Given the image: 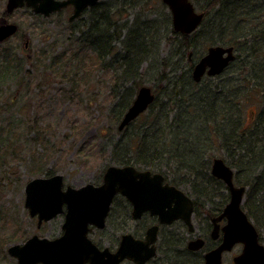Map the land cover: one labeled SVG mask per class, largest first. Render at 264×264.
I'll return each instance as SVG.
<instances>
[{"label": "rangeland", "instance_id": "374dc122", "mask_svg": "<svg viewBox=\"0 0 264 264\" xmlns=\"http://www.w3.org/2000/svg\"><path fill=\"white\" fill-rule=\"evenodd\" d=\"M7 1L0 0V18L6 12ZM146 1H149V8L157 13L146 10L144 1L135 11L150 15L152 18L157 17L158 13L165 12L161 7L162 0ZM192 1L199 12L204 11L209 2ZM255 10L254 13H258V10ZM72 12L63 11L49 17L34 13L28 7L17 9L10 14L7 12L6 18L19 26V32L0 42V264H17L16 258L8 253L11 245L22 244L34 234L56 238L62 233L63 215L45 222L41 227L37 225V218L30 216L25 206V187L31 179L59 173L64 176L66 185L74 187L88 183L99 185L103 182V175L108 166L120 165L113 160L115 141L123 135L126 138L134 136L144 130L150 122V115L145 117L149 114L146 111L131 125L123 130L118 129L123 116L118 122L113 110L120 99L117 92L123 88L122 81H118L119 73H116L114 64L111 67L103 65L96 67L93 64L91 60L93 53L82 46L80 30H72L69 25L68 19ZM86 17L87 14L76 20V26L82 25ZM256 20L264 22V15L261 13ZM247 32L251 31H229L225 37L228 40L231 33L235 36ZM208 46L199 44L194 49V55L201 57L206 53ZM170 51H173L170 43L162 41L160 56L167 57ZM236 53H241L239 47ZM185 60L187 61V58ZM185 60L181 64L182 68L187 65ZM172 62H175V58ZM164 67L163 64L162 66L156 64L148 68V65L144 64L139 69L138 77L142 85L155 90L162 103L168 98L164 95L167 93L165 92L167 81L162 75L176 74L170 72V67ZM239 80L238 73L229 70L219 78L205 77L194 87L187 82L186 86L190 88L186 89V92L188 96L191 94L195 101L208 97L207 102L214 103L220 92L219 87L225 90L224 97L228 84H235ZM178 81L182 82L181 78ZM126 85L132 87L133 84L128 82ZM170 92L174 94L176 90L170 89ZM245 92L239 97L246 100L247 97L243 96ZM255 93L256 96L251 97L244 108L245 120L250 122L264 112V95ZM187 100L183 99L182 104L186 106ZM192 115L194 118L191 117L195 119L198 114ZM118 130L122 134L118 133ZM188 147L189 145L185 146L187 150ZM205 151L209 165L215 157L225 159L219 142H215ZM162 170L169 171V178L176 181L189 178L184 170H179L176 166L170 168L164 166ZM202 171H199L201 180L192 177L194 185H199L197 189L204 188L205 192H209L210 185L219 187L209 182L203 184L202 181L205 179L202 178ZM234 171L237 172V169ZM250 174L246 175L244 172L238 177L241 182L237 185L246 187L244 202L249 197L247 192L250 191V186H254L255 189L256 184L259 183L257 187H260L264 183V161ZM254 176H260L258 183H253ZM181 183L188 192L196 191V187L192 189ZM218 189L221 196L217 201H228V189L225 187ZM127 211L125 200L122 197L117 198L107 227L104 230L92 231L90 237L98 245L116 248L121 235L127 232V229L134 228V222H124ZM251 219L256 225V221ZM262 223L264 226V221ZM207 224L206 222L204 225V231L200 226L196 227L195 235L205 233ZM262 226L258 228L264 243ZM240 249L241 245H238L232 253L224 255L226 261H230L232 255L238 253ZM190 258L197 260V256L195 258L190 255Z\"/></svg>", "mask_w": 264, "mask_h": 264}, {"label": "trees", "instance_id": "16d2710c", "mask_svg": "<svg viewBox=\"0 0 264 264\" xmlns=\"http://www.w3.org/2000/svg\"><path fill=\"white\" fill-rule=\"evenodd\" d=\"M143 1L146 10H150L151 13H157L154 9L149 8V1L145 2V0H102L96 6L87 9L83 13V15L87 14V17L83 19L84 22L79 27L76 26V21H69L72 30H80V41L84 49L93 53L91 56L93 64L96 67L102 65L111 67L114 64L116 73H119L118 81H122L123 88L117 92L120 99L113 110L118 122L132 104L135 99L134 96L142 86L138 77H140L139 69L144 64L148 65V68L156 64H159V66L163 64L164 68L170 67V72H175L176 74L174 76H171L170 73L162 75L163 79L167 81L165 92L168 93V97L173 95L170 89L181 90L184 93L175 101H166L167 103L165 104L160 101L159 96L156 94L155 100L147 110L149 114L145 116L150 115L148 126L132 137L121 136L113 144L114 163L116 162L120 165L133 164L140 169H157L156 171L159 170L164 173L166 178L175 185H181V182H183L186 185H192L193 188L196 187L199 192H205V189H197L199 185H194L192 179L194 176L197 180L200 179V170H203L202 178L205 179L202 181L203 183L209 182V184L213 183L221 188L225 187L222 181L210 174L211 165H209L205 155V149L210 148L215 142H219L220 148L225 154L224 160L230 167L237 169L234 177L235 183L241 182L238 177H241L242 173L244 174L242 168L247 162L252 164L251 171H256L264 161V135L258 132L261 126L264 128V112L252 122L245 120L244 116V108L250 102L251 97L256 96L255 92L264 95V53L262 55L256 54L253 57L256 58V61H254L258 63V67L250 70H248L247 62L243 60V56L239 53L236 60L230 64L226 71L218 76L219 78L231 70L233 73H238L240 80L235 84H228L227 94L225 95L227 96V101L224 105H221L222 111L214 114L212 109L214 107L217 108L216 102H207L208 97H202V99H196L195 101L190 96L191 94L187 95L186 89L190 87H187L186 83L193 84V87L198 84L192 77V70L196 60L200 58L198 55H194L196 47H187L192 42L199 41V44H203L204 47L223 43L224 45H234L237 49L242 43L249 42L243 40L247 38V35L245 33L233 36L231 33V38L229 37L227 40L225 36L229 31L259 30V26L252 24L251 20L248 23H240V25L231 20L226 21L227 12L223 10L225 0H209L205 7V17L200 27L193 33L183 34L173 29L171 13L169 9L167 10L168 7L164 3H161V7L165 12L158 13L155 18L136 12L135 9L139 8L140 3ZM243 7L247 17L251 19L250 13L254 11V3L250 5L244 4ZM3 17H8L7 12L3 14ZM216 19H219L218 23ZM261 23L264 25V22H260L258 25ZM260 32L264 37V31L261 30ZM162 41H167L170 43V48L173 47V51H170L167 57L160 56ZM177 44L180 47L186 44L184 51L179 50L180 56L176 54ZM202 52L200 55H202ZM170 57L172 58L169 60ZM176 57H179V59L171 63L172 59ZM185 58H187V61ZM184 60L187 65L182 68L181 64ZM259 68L263 75L262 83L254 78ZM180 78L182 82L178 81ZM128 82L133 84L132 87L126 85ZM219 89L218 95L220 94L223 97V91L225 90L220 87ZM245 90L247 91L245 92ZM244 92L243 96L247 97L246 100L239 97ZM183 99L187 100L186 106L182 104ZM192 102L194 103L192 104ZM228 107L231 109L229 110ZM204 109L210 110L212 115L216 117H205L202 114ZM160 112H164L167 115V123L163 128L157 127ZM193 113L198 115L195 117V122H190ZM181 116L194 127L206 129L207 137L211 135L210 139L201 144L193 140H191V144H185L186 141H182V139H185L182 135L184 133L183 129L186 127L182 125ZM173 122L175 123L173 124ZM118 133L122 134L119 130ZM188 145L187 150L185 146ZM164 166L167 168L176 166L179 170H184L189 178L181 179L180 181L169 178V171L162 170ZM200 167L201 169H199ZM246 170L251 172L247 168ZM260 176H254L253 183H258ZM258 184L255 185V189L254 186H250V191L247 192L249 197L245 199L244 209L249 217L256 221L257 228H260L264 221V217L262 218V215H264V183L260 187H257ZM219 207L220 209L222 208L221 206ZM201 209L202 207L197 203V210L201 211ZM204 211L205 206L202 209V212ZM208 212L211 213V209ZM260 218H262L261 222H259ZM260 237L262 240L261 232Z\"/></svg>", "mask_w": 264, "mask_h": 264}, {"label": "water", "instance_id": "95a60500", "mask_svg": "<svg viewBox=\"0 0 264 264\" xmlns=\"http://www.w3.org/2000/svg\"><path fill=\"white\" fill-rule=\"evenodd\" d=\"M101 0H8L7 12L12 13L24 6L35 13L49 17L72 4L73 13L69 20L79 18L86 8L96 6ZM172 16L176 32L189 34L201 25L205 13L198 12L191 0H162ZM19 30L16 23L7 20L0 23V42H4ZM236 58L234 46L211 45L193 69V79L200 82L205 75L222 74ZM155 100L150 86L143 85L125 112L119 129L123 130L144 113ZM212 174L222 179L229 188L230 200L221 217H227L224 226V242L207 255L206 264H221V253L241 242L243 253L236 257V264H264V244L260 242L259 231L243 209L245 186L234 182V170L221 157L213 159ZM162 173L149 169H138L134 165H110L106 168L103 182L88 183L80 187L67 185L64 176L54 174L31 179L25 187V206L31 217L38 218V227L58 215L65 213L63 234L56 238L34 234L22 244H13L8 253L17 259V264H120L125 258L136 264L145 262L155 254L157 227L148 230L146 240L124 234L116 251L99 247L90 237L91 226L100 229L106 226L114 198L120 194L133 205L134 218L146 211L159 216L161 222L171 223L176 219L186 221L193 229L194 203L190 197L169 183L164 184ZM203 245L199 238L190 247L198 249Z\"/></svg>", "mask_w": 264, "mask_h": 264}, {"label": "flooded vegetation", "instance_id": "af4514ba", "mask_svg": "<svg viewBox=\"0 0 264 264\" xmlns=\"http://www.w3.org/2000/svg\"><path fill=\"white\" fill-rule=\"evenodd\" d=\"M74 6L69 5L66 8H62L59 12L63 11H73ZM7 20V18H1L0 23ZM200 59V58H199ZM198 59V60H199ZM196 60V62L198 61ZM232 63V62H231ZM230 63V64H231ZM230 66V65H229ZM228 66V67H229ZM227 67V68H228ZM194 69V67H193ZM193 75V70H192ZM205 77H211L216 78L212 76H204L202 80ZM201 80V81H202ZM200 81V82H201ZM152 172H159V171H152ZM164 175V173H162ZM165 177L164 184L169 183L171 185L176 186L178 189H180L182 192H184L188 197H190L194 203V210H193V216H192V224L193 229L189 226V224L184 221L183 219H176L172 221L171 223L167 222H161L160 218L156 214H151L150 211H146L142 214L139 218H134L133 215V205L130 202V200L120 194H118L114 198V202L112 203L110 213L107 217V221L110 218L111 211L113 208V205L117 198L122 197L125 200V203L127 205L128 211L125 213L124 222L130 223L131 221L134 222V228L129 230L127 229V232L123 233L120 237L119 243L116 248L111 249V251H116L117 248L120 245L121 238L124 234H132L136 239L140 240H146L148 235V230L152 228L153 226L157 227V234H156V241L152 243L151 245H154L155 248V254L148 258V260L145 262V264H206L207 262V255L211 252H213L215 249H217L223 242H224V226L228 222L227 217H221L222 212L224 211L225 206L230 200V191L226 183L219 178H215L222 181L225 185V188L229 191V200L228 201H217V198L214 197L216 193H220V187H214L210 185L209 187V194L212 197L205 205V211L202 212L197 210V200H196V191L193 190V192H188L183 185H175L172 183L169 179ZM235 177V173H234ZM193 189L192 185H188ZM195 193V194H194ZM221 196V193H220ZM221 206L222 208L220 209ZM211 209V213L208 211ZM64 216V222H65V213L61 214ZM63 222V224H64ZM208 223L207 230L205 233H201L198 235H195L196 233V227H201V229L204 231V225ZM62 224V227H63ZM107 227L106 226L102 229L91 226L90 233L94 230L100 231L104 230ZM64 230L62 228L63 234ZM204 235V236H203ZM203 239V245L198 248L194 249L190 247L191 242L195 241L196 239ZM98 245V244H97ZM241 245V249L238 253H235L232 255L230 261H226V254L232 253V251L235 249L236 246ZM102 245H99V247ZM244 244L241 242L235 243L231 249H225L221 253V264H236V257L241 255L243 253ZM190 255L195 257L196 259H191ZM127 263V264H136L134 260L125 258L120 264Z\"/></svg>", "mask_w": 264, "mask_h": 264}, {"label": "bare ground", "instance_id": "6f19581e", "mask_svg": "<svg viewBox=\"0 0 264 264\" xmlns=\"http://www.w3.org/2000/svg\"><path fill=\"white\" fill-rule=\"evenodd\" d=\"M251 3H254V7L255 6L257 7V8H254V10L257 9L258 10L257 11L258 13H254V11H253L251 13V15H250V18L251 19H249L247 17V15L245 14L246 11H245L243 5L244 4L245 5H250ZM224 5H225V7H223V10H224V12H227V14H226V21L227 20H231V21H233L235 23H238L240 25V23H246V22L248 23L251 20L252 24H255V25L259 26V30L250 29L249 31H251V32L246 33L247 38H244L243 39V40L249 41V42L242 43L239 46V49L241 51V55L243 56V60H245V62H247L248 70L257 68L258 67V63L255 62L256 61L255 60L256 58H253V57L256 54L262 55V53H264V37H263L262 33L260 32L261 30L263 31L264 25L262 23L260 25H258V23H260V22H258L256 19H257V17H259V15L261 13H264V0H225ZM216 20H217V23H218V19H216ZM254 38H256V39H254ZM185 45H182L180 47V45L177 44V48H178L177 49V52H176L177 55L180 56V51L179 50L184 51L186 49V46ZM198 45H199V41H194L191 44H189L187 48H190V47H198ZM178 59H179V57H176L175 58V60H178ZM254 78H256L260 82L263 80V75L261 73V69L260 68L256 71V74H255ZM166 94H164V95L166 97H168V93H166ZM183 94H184L183 91L177 90L176 92H174L173 95L169 96L167 99L164 98L165 99L164 100V104L167 103L165 101H175V99L181 97ZM226 101H227V96L221 97L220 94H219L218 97L215 100L217 108L214 107L212 109V112L214 114L220 113L222 111L221 110L222 108H220V107H221L222 104L224 105L226 103ZM228 108H229V110L231 109L230 107H228ZM202 114L205 117H207V118H209L210 116L212 118L215 117V116H212V113L208 109L202 110ZM180 120H181V122H183L182 125H184V127H186L185 129H183L184 133L182 135V136H184L183 138H185V139H182V141L183 140L186 141V142L184 141L185 144H191V140L195 141L198 144H201L202 142L207 141V139L208 140L210 139L211 135L207 137L206 129L194 127L190 123V122H195L196 118L195 119L190 118V122H188L186 119H184L181 116L180 117ZM166 123H167V115L164 112H160L159 118H158V126L157 127L158 128L159 127H162L163 128V126H165ZM174 123L175 122H173V124ZM161 131H163V130H161ZM258 132L261 135H264V128H263V126H261L259 128V131ZM212 163H211V167H210V174L213 176V174H212ZM245 167L248 170L251 171L252 164H250V163L247 162L245 164ZM246 168L243 167L242 169L248 175V174H250V172L247 171ZM208 186H209V184H208ZM202 189H204V188H202ZM208 193H206V192H199V191L196 190V194H195L196 200H197L198 205H200L202 207V209L206 205V203L208 202V200H210L212 198L210 196V194H208ZM214 197H219L220 198V193H216ZM262 217H264V215H262Z\"/></svg>", "mask_w": 264, "mask_h": 264}]
</instances>
